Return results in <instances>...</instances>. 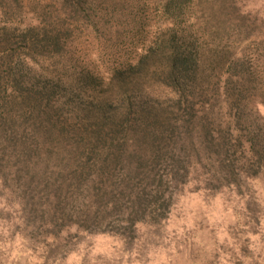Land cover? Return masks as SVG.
I'll use <instances>...</instances> for the list:
<instances>
[{
  "label": "rangeland",
  "instance_id": "1",
  "mask_svg": "<svg viewBox=\"0 0 264 264\" xmlns=\"http://www.w3.org/2000/svg\"><path fill=\"white\" fill-rule=\"evenodd\" d=\"M168 3L0 0L2 94L9 68L15 70L18 62L38 71L40 63L49 62L39 73L60 76L67 86L70 77L81 82L84 70L118 66L125 70L110 87L105 81L95 93H85L86 102L99 101L96 109L102 101L112 104L106 108L107 116L117 121L102 127L97 153L89 150L95 142L90 139L80 151L86 154L82 159L80 152L72 154L66 136L54 132L57 143L54 138L31 140L32 159L40 169L27 171L4 152L5 138L0 135V174L5 180L0 181V264H264V0H188L171 18ZM35 27L52 38L45 49V42L39 44L46 57L30 51L31 35L24 38L25 31ZM170 39L174 45L167 47V55L181 47L194 58L195 82H185L182 105L173 94V82L155 75L166 61L148 53ZM6 48L17 50L11 59L3 53ZM57 49L62 56L53 58ZM145 57L143 85L137 84L134 91L140 76L136 65ZM64 65H74L77 72ZM119 84L132 98L126 119H121L125 108L116 101ZM141 105L152 114L143 117ZM204 108H212L211 124L200 123L210 116ZM7 118L0 108V130L11 125ZM25 119L33 124L32 114L20 121ZM66 119H56L62 133L69 131ZM208 131L213 140L205 138L204 144L210 145V153L190 151L189 140L198 142V134ZM122 143L124 152L112 151V157L126 165L108 172L119 185L133 170L137 188L122 198V189L115 186L116 210L107 208L109 204L84 203L93 212L91 218L80 203L74 207L65 203L64 182L71 176V162L83 165L92 158V163L102 151L100 159H105L103 148ZM166 146L164 163L157 166L151 150ZM180 146L182 150L177 149ZM172 156L190 161L177 167ZM45 160L49 165L43 168ZM96 172L90 176L97 178ZM146 173L162 175L168 185L160 204H146L153 196L152 190L147 194L143 188ZM176 173L179 183L173 178ZM29 174L35 178L29 179ZM137 193L146 200L140 208L132 206ZM75 210L79 215L73 217Z\"/></svg>",
  "mask_w": 264,
  "mask_h": 264
},
{
  "label": "trees",
  "instance_id": "2",
  "mask_svg": "<svg viewBox=\"0 0 264 264\" xmlns=\"http://www.w3.org/2000/svg\"><path fill=\"white\" fill-rule=\"evenodd\" d=\"M186 2H188V0H169V3L166 6L167 15L170 16V18L177 17V15L182 12L184 7L183 5ZM38 31L39 30L36 27L29 28L25 31L24 38H29L31 35L33 39L31 40L30 51H32L34 54H38L39 57H46V54H44L46 52H44V50H41L42 46H40L39 44L45 42L43 45V49H45L46 43L51 42L52 38H50L51 36H49L48 32L40 33ZM42 35L43 39L40 40V37ZM173 45L174 41L172 39L165 40L161 43L159 48L151 47V50L148 53H151V56H153V58L162 56L163 61H166V65L162 66L161 68L162 71L156 72L155 75H158L159 77L164 76V80L173 82L175 86V91H173V94L175 95V98L178 99V103L182 105L184 102H186V99L184 97L186 90H184V87H186V84H188L189 81L193 79L195 74V71L192 70L194 58L190 50H182L181 47H178L177 51H174L172 54L167 55L170 51L167 47H172ZM15 52H17V50L13 48H6L3 53L5 55H8L7 59H11L13 57L12 55H14ZM59 55L62 56L61 51L57 49L53 51V54L51 56H53L54 58ZM146 58L147 57L139 61L136 65V67L138 66L137 70L139 75L143 74L144 70L146 69L144 61ZM49 65H51V63L48 62V64H46V61L45 63H40L38 71L37 68L35 69L31 66L18 62L15 70L13 68H9V73L5 78L6 87L4 88V93L2 94V91L0 92V97H2L0 98V108L7 112V122L11 124L9 127H3L0 130L1 137L5 138V140L3 139L2 141L3 145L6 146L4 148V152L8 153L9 151L10 157L22 162V169H25L27 171L40 169L32 159L35 150L33 146L34 141L31 142V140L35 139V137H38L39 141L43 142L47 141L48 139L54 138V142L57 143L56 134H52L54 132H58L59 135L67 137L72 148V154L80 152L86 146V142L91 139L95 142L87 145H89V150L91 151V153L94 154L97 153L96 149L101 148V144H99V141H101L100 136L102 127H104V125H106L107 123H117V121H114L111 116H107L106 108L109 107L110 103L108 104L102 101L100 108L98 107V109H96V104H99V101L86 102L84 99L85 93H95L96 88H99L98 86L101 83L105 84L106 81L107 87H110L111 85H113V81H120V74L125 71L122 67L118 66L116 68H111L105 71L100 69L99 72L97 70H84L82 71L83 77L81 82L73 77H70V86H67L64 82H62V78H60V76H58L60 81H55V79L58 77L51 78L48 75H45V73H39L46 67H49ZM63 68H66L68 70L70 69L73 72H77V67H75L74 65H64ZM147 70L144 73L145 75L148 74ZM141 76L142 75L137 76L138 78L136 77L137 80H135V83L133 84L134 91L136 90L135 88L137 84L139 85L138 87L143 85L141 82ZM99 78L101 79L98 80ZM186 81L188 83H185ZM191 82H193L192 84H194L195 79H193ZM125 87L126 86L122 84L115 86V90L119 89L120 91L116 96V101L119 105H122L125 108L123 109V116L121 117V119H126L131 115L132 112V110L130 109V107L132 106V104L130 103L132 101V98H130L129 94L125 92ZM8 91H11V94L9 98H6L4 94ZM193 97L195 98L194 95ZM211 109L212 108H204V110L207 111L206 113L210 116H206V120L200 119L201 124H203L205 121L211 124L209 119L211 116L214 118ZM138 111L143 117L144 115L150 116L152 114V110H148L146 106L143 107L142 105L138 108ZM15 114L16 117L14 116ZM25 114L33 115L34 120L32 121V125H29V120L27 119H25L24 121H20V119L25 116ZM63 116L67 117L66 122H69L70 124L68 133H62V130L57 125L58 120L56 119H61ZM17 123H21V125H16ZM197 123H199V121H197ZM174 131L175 130H172V132ZM198 136L199 139H201L198 142H194V138H191L189 140V147L191 149L190 151L193 150L197 153L204 151L205 153H210L211 147L208 144H204V140L206 138L211 142L213 140L212 134L208 131L204 134L201 133V135L198 134ZM90 141L88 143H90ZM125 145L126 143L117 144L116 146L112 144V147H110L108 150H106V148H103L105 149V159H100L101 153L103 152L102 151L101 153L97 154V157L95 158L96 160L93 159L94 161L92 163L90 162L92 158H89L88 161L83 163V165H81L77 160L74 159L75 161L71 162V176L67 177L64 182V192L67 196L65 203L70 204V206L72 207H74V205H76L77 203H80L84 207V203H92L93 205L98 206L109 204V207L107 208L116 210L119 203L117 202L118 200L115 197L116 193H114L115 186L116 189H122V198L127 197L129 191H131L133 187H136V185H134L133 183L135 180V172L133 170H131V173L129 172L128 174H126V176H123L120 179L119 185L115 184L113 175L108 172L111 171L109 170V168L111 167L115 168L121 164L126 165L125 162H120L119 157H112V151H115V154L119 150H123L124 152ZM168 147L169 146L163 147L161 150H157L154 148L151 150L152 156L154 155V157H157L154 158L155 163H158L157 166L161 163H164L161 161L165 160V158L162 159V157L164 154L166 155L168 153ZM182 148L183 147L180 146L177 149L182 150ZM131 153L132 154L130 156L133 155V152ZM80 154L82 159L86 158L85 152H80ZM171 160L172 163L177 165V167H182V164L185 163V161H190L188 159L186 160V158L184 160L183 156H180L178 158L172 156ZM145 163L148 164V161H146ZM196 164H198V162H196ZM48 165L49 161L45 160L43 168H46ZM92 170L97 171L96 173L98 177L101 178H92V176H90V172ZM9 172L14 173L12 169L9 170ZM102 175L105 176L103 177ZM28 178L33 180L35 176L29 174ZM173 178L179 183L180 178H178V173L174 174ZM142 179L143 185L147 183L145 184V187L142 186L144 188V191H147V194L151 193L150 190L153 191L152 200L146 201L142 196L139 195V193H137L138 196L135 197V200L132 202V206H139L140 208L144 204V201L147 202V205L160 204V200L164 197L165 189L168 187V185L165 184L163 176H149L148 173H146L143 175ZM0 181L2 183L3 181H5L4 175L2 174H0ZM59 183L60 186L63 185L62 181ZM162 187H164V190H161ZM148 191L150 193H148ZM82 194L84 195L81 196ZM129 194H131V192ZM88 206L89 205L85 207V214L87 216H90L91 218L93 212H90ZM73 213H75L73 217H75V215H79L78 210H75V212ZM96 217L97 210L95 211L94 218ZM72 219L74 220V218Z\"/></svg>",
  "mask_w": 264,
  "mask_h": 264
}]
</instances>
